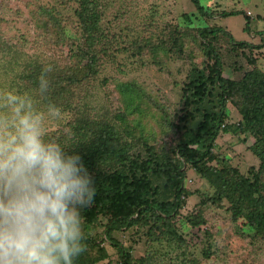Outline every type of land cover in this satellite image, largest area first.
<instances>
[{"label": "rangeland", "instance_id": "rangeland-1", "mask_svg": "<svg viewBox=\"0 0 264 264\" xmlns=\"http://www.w3.org/2000/svg\"><path fill=\"white\" fill-rule=\"evenodd\" d=\"M87 1L92 3L99 17L92 47L98 55L96 72L85 75L76 84L77 94L70 99L84 106L97 121L104 119L118 129H124L121 139L133 157L145 158L150 149L177 158L171 150L182 131L176 130L179 125L177 114L181 117L183 113L182 82L193 63L206 59L201 52L196 25L205 22L209 26H222L230 31L235 41L259 43V31L264 30V0H200L206 10L204 15L196 11L191 0ZM80 2L0 0V38H9L21 44L27 54L51 62L53 74L63 75L64 64H73L80 72L83 61L72 60L69 38L81 39L75 41L82 44L86 36L83 29L86 20L81 25L76 12ZM230 10L236 12L226 16L220 14ZM193 12L196 13L191 24L194 28H184L183 13ZM200 15L204 22L199 20ZM246 15L250 18L247 30ZM180 29L183 30L181 34ZM63 33L69 37H63ZM172 39L176 41L177 49ZM226 40L219 34L216 45L221 46L222 71L225 76L238 79L251 64L241 54L233 56ZM73 47L78 49L76 45ZM249 53L255 56V65L264 71V47ZM233 60L236 65L241 62L243 66L238 69L227 65ZM3 73L0 69V120L11 125L18 107L12 103V98L23 101L15 80L12 83L9 80L13 73L4 76ZM125 81L133 84L138 92L139 97L132 103L126 101L125 94L120 91V83ZM26 105L28 107V101ZM226 107L228 123H236L240 118L236 107L231 102H227ZM32 110L25 108L40 119L45 142L55 141L68 151L72 150L73 144L78 145L77 141L82 137L76 133L78 121H74L76 112L72 108L61 111V117H53L49 110ZM253 140L252 134L221 130L214 141V151L227 157L228 163L239 174L246 175L250 167L257 170L259 165L258 157L250 150ZM182 168L185 170L182 185L190 193L184 195L185 202L177 217L171 218V225L157 232L148 230L147 224L141 222L139 226H130L117 233L120 243L135 259L134 263L264 264V238L254 237V233L246 231L243 217L232 218L225 200L221 207L207 201L213 189L210 184L189 164H183ZM194 218L203 221L194 225ZM107 219V215L99 214L89 226L90 234L102 236ZM104 246L109 256L94 264H119L115 247L109 243Z\"/></svg>", "mask_w": 264, "mask_h": 264}, {"label": "trees", "instance_id": "trees-1", "mask_svg": "<svg viewBox=\"0 0 264 264\" xmlns=\"http://www.w3.org/2000/svg\"><path fill=\"white\" fill-rule=\"evenodd\" d=\"M191 1L196 11L206 14L200 0ZM76 12L81 25L85 20L89 24L83 27L86 33L83 43H77L75 40L81 39L65 36V33L63 37L71 38L70 56L74 61H83V70L79 72L73 68V64H64L63 75L48 72L47 91L42 90L44 80L41 76L47 66L54 68L51 62L38 58L37 55L27 54L21 49V44L9 38H0V69L4 71L3 76L13 73L9 80L11 83L15 80L17 91L27 110H49L50 105L55 104L61 111L72 108L76 112V133L82 138L78 139L77 146L72 145L71 151L82 156L83 163L95 180L96 191L92 203L80 210L87 251L74 264H94L108 257L105 243L115 247L119 264H135L128 248L118 240L117 233L130 226H139L141 222L147 224L148 230L157 232L162 227L171 225L173 217H177L185 202L184 195L190 193L182 185L185 177L183 164H189L213 188L207 201L221 207L225 200L232 218L243 217L246 231L254 233V237L264 238V71L255 65V56L249 53L253 49L260 50L264 47V30L259 31V43L235 41L229 30L222 26L207 25L200 15L199 20L204 24L196 25L195 29L200 34L201 52L206 59L193 63L182 82L183 113L181 117L177 114L179 125L176 127V130L182 131L180 130L181 137L171 150L173 155L176 153L177 158L168 157L165 153L157 154L150 149L145 158H138L129 153L128 145L121 139L125 134L124 129H118L104 119L97 121L84 106L77 105L70 99L76 93V84L85 75L96 72L98 57L92 49L99 26L98 13L87 0H81ZM235 12L236 10L221 11L220 14L226 16ZM183 15L186 24L184 28H194L191 24L196 13ZM249 19L246 15V30L250 28ZM178 32L181 34L183 30ZM219 34L228 39L226 44L233 56L241 54L253 66L244 70L238 79L223 74L221 46L219 43L216 46ZM172 41L177 49L176 41ZM227 65L239 69L243 63L236 65V60H233ZM120 91L125 94L129 103L139 97L136 87L126 81L120 83ZM227 102H231L240 115L236 123L227 121ZM119 115L121 119L124 118V114ZM221 130H239L252 134L254 140L250 150L259 159L257 170L250 167L246 175L239 174L228 163L227 157L215 153L214 141ZM99 214L107 215L108 219L103 226L102 236H93L89 232V226ZM202 221L201 218L192 219L194 225ZM177 236L181 237L179 234Z\"/></svg>", "mask_w": 264, "mask_h": 264}, {"label": "clouds", "instance_id": "clouds-1", "mask_svg": "<svg viewBox=\"0 0 264 264\" xmlns=\"http://www.w3.org/2000/svg\"><path fill=\"white\" fill-rule=\"evenodd\" d=\"M12 103L14 122L0 120V264H74L87 251L80 210L92 203L95 180L78 152L45 142L40 119ZM49 112L61 117L55 104Z\"/></svg>", "mask_w": 264, "mask_h": 264}]
</instances>
